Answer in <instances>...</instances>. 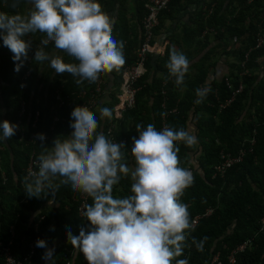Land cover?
<instances>
[{"label": "trees", "instance_id": "16d2710c", "mask_svg": "<svg viewBox=\"0 0 264 264\" xmlns=\"http://www.w3.org/2000/svg\"><path fill=\"white\" fill-rule=\"evenodd\" d=\"M147 1H138L136 26H132L124 14L118 15L119 21L112 28L113 38L123 42L125 63L119 71L100 74L105 82L104 90L110 83L113 86L109 90L111 102L103 107L110 109L111 116L101 118L100 112L94 113L98 120L97 132L105 136L117 119L115 109L118 100L115 94L122 82L123 68L128 64L134 65L138 60V50L144 38L142 20L148 15L145 8ZM98 2L105 14L113 11L112 0ZM212 4H215V8L209 14ZM177 5L187 12L191 25H185L178 38L165 32L168 43L163 56L155 53L148 55L146 73L137 85L136 106L124 115L123 120L116 121L114 129V137L125 144L122 162L128 166L135 165L131 148L132 138L139 137L137 124L146 128L151 123L159 131L165 109L177 110L175 115L168 118V128H183L195 135L198 141L192 147L182 141L175 142L179 148V166L190 170L194 177L193 184L184 190L180 202L187 205L190 224L207 210H213V215L202 219L194 229L186 230L183 254L174 258L172 264L187 259V256L189 264H209L210 258L217 253L226 261L233 250L245 243L247 247L236 255L235 264H264V48L256 49L257 37L264 33V0H174L168 10L160 14V25L154 31L155 36L166 30V21L178 18L169 12ZM33 9L31 0H0V12L26 16ZM137 27L142 31L141 38ZM209 29L216 34L209 32ZM44 38L40 32L23 37L26 42L31 41V47ZM154 42L155 39L152 44ZM173 49L183 53L189 61V70L180 86L175 84V78L169 75L166 67ZM43 50L50 56L62 57L66 63H78L56 49L54 44L44 46ZM248 53L249 60L243 70L242 64ZM12 56L13 53L0 38V122L7 120L16 124L20 101L24 100L26 115L33 114L31 121L34 120L35 111H40L35 128L27 123L25 117L23 126L27 138L31 134L44 133L47 137L44 145L51 148L55 138L64 139L73 131L69 127L71 110L67 107L60 110V115L67 117L68 122H60L54 130L51 129L53 113L50 107L54 104V91L63 86V94L67 96L80 89L92 88L94 83L84 81L78 85L75 82L77 78L71 74H56L48 61L34 60L27 91L21 92L20 77L27 67L23 62L20 71L15 72V64L19 62H14ZM217 59L230 60V70L221 80L206 85L209 74L215 70ZM243 72L248 74L241 79ZM240 82L243 92L221 111V106L231 100ZM40 85L43 89L38 92ZM204 86L209 87L210 92L202 103L197 104L196 90ZM253 138L256 144L251 147ZM40 143H21L17 133L10 139L0 140V241L6 245L13 241V254L27 255L30 242L35 238L34 225L44 218L40 226L43 237L39 239L45 240L48 248L60 241L51 264H65L66 256H70L69 251L73 249L68 241V231L79 235L81 226L89 222L79 218L76 204L79 192H74L70 185L61 186L56 192L54 203L59 207L52 211L44 208L52 199L47 193H42L40 198H28L25 194L24 170L32 155L37 160L44 151ZM243 145L248 151L252 148L253 152H248L243 162L228 170L223 177L216 176L215 169L221 164V153L236 156L244 148ZM131 184L130 175L122 176L116 184L118 189L122 188V198L132 195ZM43 209L41 215L33 218L36 212ZM11 227L15 228L14 236ZM53 227L54 230H50ZM193 240L204 241L202 251L197 250ZM45 251L36 247L34 264H42ZM0 264H5L1 258ZM75 264H87L82 253L76 254Z\"/></svg>", "mask_w": 264, "mask_h": 264}, {"label": "clouds", "instance_id": "9594fccd", "mask_svg": "<svg viewBox=\"0 0 264 264\" xmlns=\"http://www.w3.org/2000/svg\"><path fill=\"white\" fill-rule=\"evenodd\" d=\"M31 2L34 9L26 16L0 12V38L13 53V61L19 62L15 72L20 71L31 47V41L23 37L37 32L45 36L42 45L54 43L78 63H66L40 47L34 60L48 61L56 74H71L78 85L94 83L101 73L119 71L125 63L123 42L113 38L111 18L98 0ZM166 67L175 84L182 85L189 70L187 57L173 49ZM209 92L207 86L198 88L195 102L202 103ZM99 111L101 118L112 114L108 108ZM70 115L73 131L64 139L55 138L51 148L44 145V133L36 134L35 140L41 142L44 151L36 161L38 171H30L24 178L27 197L40 198L47 193L51 204L60 187L70 185L74 192L91 198L83 213L89 223L81 226L79 235L70 230L67 233L73 250L77 255L82 253L87 264H172L183 254L186 230L192 227L187 205L180 198L194 182L192 172L179 166L175 142L192 147L197 137L183 128L158 131L151 123L146 128L137 124L139 137L132 138L131 148L135 166L130 169L122 162L125 144L98 133V120L92 111L77 106ZM17 128L7 120L0 122V140L13 137ZM129 175L132 195L115 198L113 186ZM193 243L198 251L203 250V240ZM36 247L46 249L42 259L52 260L55 249L48 248L45 240H37ZM176 264L188 261L181 259Z\"/></svg>", "mask_w": 264, "mask_h": 264}, {"label": "built area", "instance_id": "2783aa9c", "mask_svg": "<svg viewBox=\"0 0 264 264\" xmlns=\"http://www.w3.org/2000/svg\"><path fill=\"white\" fill-rule=\"evenodd\" d=\"M174 0H148L145 4V8L148 11V15L146 18L142 20V29H143V43L141 47L138 50V60L134 65H126L123 68V74H122V82L119 88V91L115 94L117 100H118V105L115 109V112L117 114V119L116 121H121L124 119V115L128 112L131 111L135 108L136 106V97L138 94V89L137 85L139 83V80L145 75L146 73V61L148 59V55L152 53L157 52V44H152V41L155 38V29L160 25V14L168 10L170 4ZM215 4L211 5V8L209 9V14H211L214 11ZM209 32L216 34L213 29H209ZM207 32H205L206 34ZM54 44V43H49ZM43 48L44 45H42L40 42L33 47H30L28 51V57L26 60H24V64L26 65L27 69L25 72L21 75L20 77V91L21 92H26L27 91V82L31 78L32 73H33V65H34V55H35V50L38 48ZM239 47V45H238ZM264 48V33L260 34L257 37L256 40V49H262ZM249 60V53L246 55L245 62L242 64V69L244 70L246 67V63ZM248 73L243 72L240 74L241 79L244 78ZM228 85H230V82L227 80L226 81ZM89 83V82H88ZM90 84V83H89ZM105 82L104 79L99 76L98 80L94 82V87L89 88V89H80L78 91H74L71 94L65 96L63 94V86H59L60 88H57L54 91V104L50 107V111L53 113L52 115V130L55 129V126L62 122L66 123L68 122V118L61 116L60 115V110L64 109L65 107L70 108V114L72 110L77 107H86L93 113L100 112V104H101V99L104 96L105 93L109 94V90L106 89L104 90ZM23 85V87L21 86ZM166 84H164L165 86ZM43 87L40 85L38 87V92L42 91ZM108 90V91H107ZM243 92V84L240 82L239 88L234 92L231 100L227 102V104L221 106V111L226 109L228 106H230L236 99L238 95H240ZM165 95V92H163ZM40 99V96H38ZM110 99L111 96H110ZM165 108V106L163 107ZM177 110L173 111H167L165 109L164 114L161 119V129L165 127H168V118L171 115H175ZM33 114L30 113V115H26V107H25V102L24 100L20 101V111H19V120L17 121L16 125H18V128L16 130L17 135L20 137V142H25L26 144H35L39 140H35L36 134H31L27 138V133L26 130L23 126V122L25 120V117L27 116V123L32 124V128H35L37 122L39 121L40 117V111L36 110L34 114V120L31 121V116ZM28 116L30 117L28 119ZM30 120V121H29ZM113 122L111 128L108 130L106 133V137L111 140L112 142L119 143L117 139L114 137V129L116 127L117 122ZM47 138V137H46ZM256 144L255 139L253 138L250 141L251 147H254ZM244 148H242L238 155L233 156L231 154H226V153H221V164L218 165L215 169L216 171V176H224L226 172L230 169H232L234 166L239 165L240 163L243 162L244 158L246 155L249 153L253 152V149L251 148L250 151L245 149V145H243ZM36 159L32 155L29 158L28 165L26 169L24 170V178L28 176L30 171H38ZM90 197H88L85 194H82L79 192L78 194V199L76 200L77 204V210H78V215L79 218H84V211L86 210V205L90 204ZM40 214H37V213ZM34 214L33 218H37V216L41 215L43 213L42 211H38ZM213 215V210H207L206 213L202 216H198L192 220V229H194L202 219L204 218H210ZM44 218H41V220L34 225V235L35 238L30 242V250L29 253L25 256H16L13 254L11 250V245L12 242H9L8 245L2 243L0 241V258L3 260L5 264H34V259L36 255V241L39 240V238L43 234L40 231V226H41V221ZM14 227H11V233L14 236ZM247 247V243L240 245L236 250H233L227 257L226 261H224L220 254L217 253L213 257L210 258L209 264H235L236 263V255L238 253L243 252ZM70 256H66L67 260L65 264H75V257L76 253L72 249L69 251ZM188 261V256L186 257ZM43 263V262H42ZM189 264V261H188Z\"/></svg>", "mask_w": 264, "mask_h": 264}, {"label": "crops", "instance_id": "0c3cea01", "mask_svg": "<svg viewBox=\"0 0 264 264\" xmlns=\"http://www.w3.org/2000/svg\"><path fill=\"white\" fill-rule=\"evenodd\" d=\"M108 1V0H107ZM113 1V11H111L108 16L111 18L112 21V28L114 27V24L116 22L119 21V16L118 15H124L126 19L128 20V22L132 25V26H136V22H137V10H138V1L139 0H112ZM105 4H107V2H104ZM182 4V3H181ZM185 3L183 2V5ZM107 7V6H106ZM111 6H109L110 8ZM183 9L181 10V6L177 5L175 8H173L170 14L172 15H176L178 18L175 20H168L165 23V27L166 30H163V32H160L158 35L155 36V44H157V52L155 54H159L161 56H163L166 51H167V39L165 38V32L169 33L170 35L174 34L176 35L175 37H180L181 36V32L182 30L185 28L184 26H190V18L189 15L187 14V12L183 11ZM140 13V12H139ZM136 31L139 32V37L141 38V34L142 31L137 27ZM175 32V33H174ZM131 35H133V33H131ZM166 43V44H165ZM174 46V45H173ZM175 47V46H174ZM57 51V50H56ZM221 59V58H220ZM199 60V59H198ZM228 63H230V60L225 62L224 60H219L217 59V65L215 67V70H212L213 72H211L208 76L206 85H210L211 83L221 80L228 72H229V65ZM218 79V80H217ZM112 84L110 83L107 86L108 90L112 89ZM107 90V91H108ZM110 93L107 94L105 93L104 96L101 99V104H100V109L103 108L105 105V103H109L111 102L110 99ZM108 105V104H107ZM135 165L130 164L129 168H134ZM120 189V190H119ZM117 188V186H113V196L115 198H122L121 195V190L122 188ZM59 207L58 204L56 203H48L44 208L47 211H52L54 209H57ZM43 209L42 212L45 210ZM67 209V208H66ZM60 245V241H56V243L51 247L54 248L56 250V248ZM42 264H51V261H43Z\"/></svg>", "mask_w": 264, "mask_h": 264}, {"label": "water", "instance_id": "95a60500", "mask_svg": "<svg viewBox=\"0 0 264 264\" xmlns=\"http://www.w3.org/2000/svg\"><path fill=\"white\" fill-rule=\"evenodd\" d=\"M37 214H40L39 212Z\"/></svg>", "mask_w": 264, "mask_h": 264}, {"label": "rangeland", "instance_id": "374dc122", "mask_svg": "<svg viewBox=\"0 0 264 264\" xmlns=\"http://www.w3.org/2000/svg\"><path fill=\"white\" fill-rule=\"evenodd\" d=\"M63 52V51H62ZM47 64V63H46Z\"/></svg>", "mask_w": 264, "mask_h": 264}]
</instances>
